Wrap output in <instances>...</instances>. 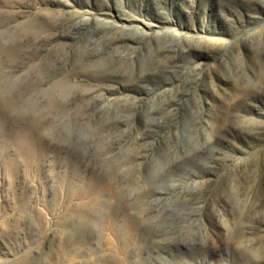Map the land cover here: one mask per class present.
Here are the masks:
<instances>
[{
	"label": "rangeland",
	"instance_id": "obj_1",
	"mask_svg": "<svg viewBox=\"0 0 264 264\" xmlns=\"http://www.w3.org/2000/svg\"><path fill=\"white\" fill-rule=\"evenodd\" d=\"M0 264H264V0H0Z\"/></svg>",
	"mask_w": 264,
	"mask_h": 264
},
{
	"label": "bare ground",
	"instance_id": "obj_2",
	"mask_svg": "<svg viewBox=\"0 0 264 264\" xmlns=\"http://www.w3.org/2000/svg\"><path fill=\"white\" fill-rule=\"evenodd\" d=\"M8 63V62H7ZM54 99V98H53Z\"/></svg>",
	"mask_w": 264,
	"mask_h": 264
}]
</instances>
